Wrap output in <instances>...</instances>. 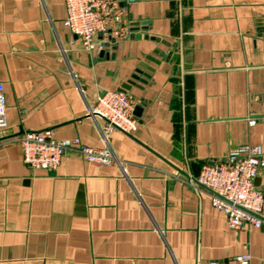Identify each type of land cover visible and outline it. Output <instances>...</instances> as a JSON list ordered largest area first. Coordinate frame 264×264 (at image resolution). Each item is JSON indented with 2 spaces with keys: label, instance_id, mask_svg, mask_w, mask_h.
I'll return each instance as SVG.
<instances>
[{
  "label": "crops",
  "instance_id": "obj_1",
  "mask_svg": "<svg viewBox=\"0 0 264 264\" xmlns=\"http://www.w3.org/2000/svg\"><path fill=\"white\" fill-rule=\"evenodd\" d=\"M121 2L141 37L101 55L65 27L63 0H0V264H209L245 251L264 264V225L230 229L189 183L237 144L264 148V0ZM138 70V128L108 134L122 165L73 149L56 170L24 162L27 130L104 147L87 111ZM256 184L264 194V170Z\"/></svg>",
  "mask_w": 264,
  "mask_h": 264
},
{
  "label": "built area",
  "instance_id": "obj_2",
  "mask_svg": "<svg viewBox=\"0 0 264 264\" xmlns=\"http://www.w3.org/2000/svg\"><path fill=\"white\" fill-rule=\"evenodd\" d=\"M65 27L77 37L87 51H101L132 34L127 9L121 0H63ZM115 40V41H113ZM137 98L128 91L107 90L99 94L87 116L100 124L104 147L82 145L79 138L58 140L52 129L27 130L20 136L24 162L32 168L56 170L67 150H76L89 162L100 164L122 161L108 145L113 130L133 133L139 125L135 114ZM7 100L0 84V127L5 123ZM256 123L251 118L250 124ZM264 170V148L260 144L241 143L224 156L212 159L201 172L189 178L195 188L207 192L212 205L222 210L228 226L239 231L245 226L264 225V194L256 178ZM252 255L245 251L231 261L211 260L209 264H251Z\"/></svg>",
  "mask_w": 264,
  "mask_h": 264
},
{
  "label": "water",
  "instance_id": "obj_3",
  "mask_svg": "<svg viewBox=\"0 0 264 264\" xmlns=\"http://www.w3.org/2000/svg\"><path fill=\"white\" fill-rule=\"evenodd\" d=\"M131 25H132V31H133L131 34V37L140 38L141 34H135V31L138 30L140 23L139 22H131ZM152 38H155V37H152ZM157 40H159V38H157ZM113 41H115V40H113ZM105 53H106L105 50L101 51V55H104ZM142 65L144 67L150 69V70L153 69L152 67L148 66L147 64L142 63ZM138 72H139L138 74L133 75V79H130L126 83H124L119 90L127 91L131 88V85H136V82L134 79L141 80V81L145 82V80L142 79L140 75L144 74V75L148 76V74L144 73L142 70H138ZM135 114H136V116L140 115V110L138 109V107L135 109Z\"/></svg>",
  "mask_w": 264,
  "mask_h": 264
}]
</instances>
